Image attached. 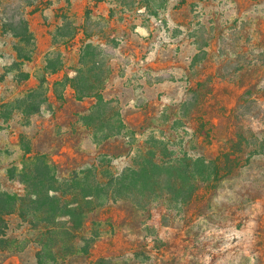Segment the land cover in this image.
<instances>
[{"label":"rangeland","instance_id":"1","mask_svg":"<svg viewBox=\"0 0 264 264\" xmlns=\"http://www.w3.org/2000/svg\"><path fill=\"white\" fill-rule=\"evenodd\" d=\"M0 194V264H264V0H0Z\"/></svg>","mask_w":264,"mask_h":264},{"label":"trees","instance_id":"2","mask_svg":"<svg viewBox=\"0 0 264 264\" xmlns=\"http://www.w3.org/2000/svg\"><path fill=\"white\" fill-rule=\"evenodd\" d=\"M84 95H88V94H84ZM96 96V98L99 100V103L97 105H95V108L97 109V117H100L101 115V110L104 108V106H106V102L102 99L101 94L100 93H96L94 94ZM83 95H80L79 97H82ZM33 111L37 110L36 106L34 105V103L31 104ZM120 126H122L121 123H119ZM107 137V136H106ZM150 166L148 167H142L141 170H143L144 172L142 173L146 178L150 177V179L152 178L151 175V171H153L154 168H160V167H164V168H172V166H166V165H159V163L153 161L150 159ZM170 165V164H169ZM181 171H184V169H182ZM131 174H136L138 172L137 169H132ZM149 179V180H150ZM180 182H178L177 186H180V184H184L188 186V194H186V196L183 198V201L187 198V195H191V190L193 191V183L191 182V177L187 176L186 178H181V180H179ZM176 186V187H177ZM178 188V187H177ZM169 191V190H168ZM179 191H182V185L181 187H179ZM170 192V191H169ZM184 193V191L182 192ZM46 198L47 200L50 202V206L49 209L51 210L52 213V217L55 216L57 214V212L60 210L59 206H58V200L55 196L49 195V191L46 194ZM11 197H9V195H5V194H0V211H5L8 210L9 205H11ZM10 201V202H9ZM61 215V214H60Z\"/></svg>","mask_w":264,"mask_h":264}]
</instances>
